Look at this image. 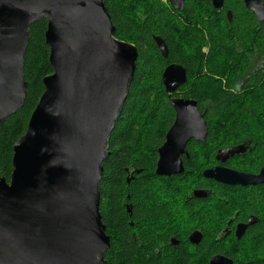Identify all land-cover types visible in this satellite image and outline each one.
I'll return each instance as SVG.
<instances>
[{"label": "water", "instance_id": "95a60500", "mask_svg": "<svg viewBox=\"0 0 264 264\" xmlns=\"http://www.w3.org/2000/svg\"><path fill=\"white\" fill-rule=\"evenodd\" d=\"M185 1L168 0L179 12ZM224 4L212 0L215 10ZM244 4L264 22L262 0ZM227 16L231 21V13ZM44 20L54 72L43 80L45 91L14 145L10 182L0 176V264H107L111 242L100 213L103 164L134 80L138 50L115 39L104 0H0V136L5 121L26 103L31 28ZM154 41L167 56L164 41ZM187 79L179 64L163 72L176 119L158 150L160 177L182 175L188 143H203L208 135L197 101L173 98ZM245 152V146L228 148L217 160L226 163ZM204 177L228 186L264 185V166L258 175L214 168ZM246 227H239L238 237ZM210 264L233 263L216 257Z\"/></svg>", "mask_w": 264, "mask_h": 264}, {"label": "trees", "instance_id": "16d2710c", "mask_svg": "<svg viewBox=\"0 0 264 264\" xmlns=\"http://www.w3.org/2000/svg\"><path fill=\"white\" fill-rule=\"evenodd\" d=\"M104 2L116 29L115 39L130 43L138 50L134 80L111 135L109 158L103 164L100 213L111 242L105 260L107 264H177L174 255H178L181 264H192L187 249L181 245L178 249L170 247L169 233L161 225L156 228V224L166 218V211L151 206L156 199L162 198L160 193L163 190L165 198L176 196L173 184L180 186L188 182V170L199 165L201 157L189 146L191 158L184 161V175L169 180L155 175L157 150L175 119L163 86V72L167 66L176 63L189 73L188 82L173 97L195 99L200 110L207 101L213 103L209 114L205 115L210 124L207 141L193 148L214 151L230 142V134L239 133V124L244 118L255 116L264 108V94H261L264 92V76L258 74L253 81L256 92L244 96L234 94L231 81L224 77L229 63L233 62L235 68L242 69L252 55H264V23H259L245 8L243 0H225L222 10H215L212 0H187L183 12L186 20L178 19L173 8L162 0ZM226 11L232 13L230 22ZM197 26H202L206 34L199 35ZM46 31V20L32 25L24 69L27 100L1 129L0 176L8 183L14 169V145L26 133L32 113L45 91L43 80L54 72L49 62ZM155 37L167 45V56L161 54ZM206 45L212 49L208 56L202 54ZM237 45L240 49L235 48ZM230 48L231 52H228ZM238 50L241 54H237ZM257 89L260 92L257 93ZM251 101L254 105L250 104ZM220 126L223 132L218 131ZM259 128L263 130L256 137L255 151L259 154L248 156L247 163L255 164L249 170H243L245 172L253 173L257 163L259 166L264 164V124ZM254 130L247 128L245 132L250 134ZM127 170L134 171L129 183ZM194 174V180L202 177L200 170ZM157 185L161 189H156ZM234 193L230 188H221L217 195L230 202ZM239 198L245 202L241 220L248 215L263 216L264 212L258 208L264 201L263 192L253 190L246 198L241 194ZM126 204L132 206L131 217L126 213ZM263 237L264 226L260 222L248 230L243 241ZM209 248L227 256L232 253L222 245Z\"/></svg>", "mask_w": 264, "mask_h": 264}, {"label": "flooded vegetation", "instance_id": "af4514ba", "mask_svg": "<svg viewBox=\"0 0 264 264\" xmlns=\"http://www.w3.org/2000/svg\"><path fill=\"white\" fill-rule=\"evenodd\" d=\"M186 2L187 0L184 3V9H185ZM262 2L264 4V0H262ZM243 4H244V0H243ZM173 10L175 12V15L178 17V19H182V20L185 19L183 16L184 10L182 12H179L174 8ZM228 13H231V11H226V16L228 15ZM231 19H232V13H231ZM259 23H264V22H259ZM197 28H198L197 32L199 33V35H202V33L206 34L202 26H197ZM235 48L240 49L239 45H237ZM211 50H212L211 46L206 45L205 47L202 48V54L208 56L210 55ZM238 51H236L237 54H241L240 50ZM228 52H231V48L228 50ZM186 72H187V78L189 79V73L187 70ZM258 74H261V76H264V55L263 56L252 55L249 59V62H247V64L242 69L235 68L233 62L229 63L224 77L225 79L228 78L229 79L228 81H231L230 83L232 85L231 91L234 94L244 96L251 91L256 92V89H255L256 85L253 81L258 76ZM188 79H187V82H188ZM258 92H260V89H257V93ZM261 94H264V92ZM173 98H183V97H173ZM209 107H213V103L211 101H207L205 104H203V110H200L199 105H198L199 111L203 115L204 121L206 122V125L208 127V135L206 137V140L203 143H199L195 140H191L188 143L187 152H188L189 157H187L186 155L181 157L183 164H184L185 159L189 160L191 158L190 150L198 151L197 149L193 148L194 146L198 144L204 145L207 141V138L209 136V131H210V124L206 116L207 114H209L208 112L210 109ZM175 119H176V113H175ZM175 119H174V122H175ZM257 136H259V134L246 133L242 135L235 142L226 143L225 145L220 146L219 148H216V150L214 151H211L208 149H200V152L202 150L204 153L211 154L210 163L204 166L203 168L201 167L202 169L200 171H201L202 177L200 178L202 180L200 179V182H199L197 181L199 178L197 180L193 179V176L196 175L194 174L195 171H197V169L200 168L198 164L197 166L193 165L192 166L193 168L188 170V173H189L188 182L184 183L185 185L184 184L180 185V186H184V189L182 192L178 190L176 191V188L172 186V189L177 194L176 196L169 197V198H165V196H161L162 198L156 199L157 202L151 205L152 207H155V209L156 208L158 210L161 209L163 211H166L167 213L166 218L160 224H156L157 225L156 228L158 229L159 225H161L162 227L166 229L165 232L169 233V243L168 244L170 247L177 248V249L180 247V245L182 247H185L187 249V252L191 254L192 264H210L211 260L216 257H222L224 259H228L232 261L233 264H264V249H263L264 248V237L263 238H253L248 241H243V238L245 237L246 233L252 226H255L256 224L260 222L262 226H264V214L263 216L260 215L258 217L254 215H248V217H246L244 221L241 220L243 217V213H244L243 206L245 202H244V199L240 200L239 198L240 194L244 198H246V195L251 193L253 190H258L260 193L263 192L264 194V185L249 186V187L228 186V185L218 183L214 180H209L204 177V173L206 171H209L214 168H225V169L237 171L240 173L258 175L261 169L263 168L264 164L260 165L259 170L255 173L245 172L242 170L244 167L250 166V164L247 163L248 156H251L252 154H255V155L259 154V152L255 151L256 145H257L256 144ZM165 141H166V135H165L164 143ZM164 143L158 148V150L164 145ZM189 146L191 148L190 150H189ZM240 146L246 147V152L244 155L234 156L233 158H230L226 163H222L217 160V155L221 150H226L228 148L240 147ZM158 150H157V155H158ZM254 151L255 153H253ZM158 161H159V155L157 157L155 172L157 169ZM184 168H185V165H184ZM185 170H184V173H185ZM132 172L134 173L133 170H127L128 179L132 180L133 178ZM184 173L182 175H184ZM182 175H174L171 177H160V176L158 177L164 178L165 180H169L170 178L179 177ZM205 182H209V183H205ZM157 186L161 189L160 185H157ZM159 188H156V189H159ZM221 188H230L234 190L236 193L232 194L231 196L233 200L230 198L231 201L228 202V201L223 200L221 196H218L217 193L219 189ZM182 193H185V196L183 199H182ZM200 193H205L206 196L197 197L196 194H200ZM124 207H125L126 213L131 217L132 216V206L129 204H126L124 205ZM258 208L260 209V211L264 212V201L259 205ZM209 216L211 217V222H209ZM250 220H254L255 223L252 225H249ZM130 226L133 227L134 224L130 222ZM241 226H247V227L242 233V235L238 237L237 232H238L239 227ZM162 245H163L162 247H164L163 243ZM219 245L225 246L229 251H232L231 256L230 255L227 256L223 253H218L216 251L214 252L209 248V247H216ZM238 246L241 247L240 250L238 249ZM244 246L252 247V249L250 250V251H253L254 253L252 255L253 256L252 258L251 257L246 258L248 253L246 252L247 251L246 249H243ZM174 257H175L174 259L177 262V264H181L178 255H174Z\"/></svg>", "mask_w": 264, "mask_h": 264}, {"label": "rangeland", "instance_id": "374dc122", "mask_svg": "<svg viewBox=\"0 0 264 264\" xmlns=\"http://www.w3.org/2000/svg\"><path fill=\"white\" fill-rule=\"evenodd\" d=\"M162 1H164L166 4H169V2H168V0H162ZM168 2V3H167ZM198 29V28H197ZM195 30V28H193V31ZM183 31H185V29H183ZM195 32V31H194ZM186 36V35H185ZM123 42V41H122ZM187 43V42H186ZM128 44H130V43H128ZM132 45V44H131ZM203 47V46H202ZM205 47V46H204ZM190 50V49H189ZM250 104H254V101H251V103ZM264 108H262V109H260V111L259 112H257V115H255V116H252V117H248V118H244V120H242L241 121V123L239 124L240 125V131H239V133H237V134H230L229 135V137H228V140L230 141V142H235L236 140H238L242 135H244V134H246V132H245V130L248 128V129H255L254 130V132L253 133H256V134H259L261 131H263V130H261L260 131V128H259V126H262L263 124H264V110H263ZM218 131H220V132H223V128L220 126L219 127V130ZM253 131V130H252ZM251 131V132H252ZM198 150V152H200V149H197ZM210 153H204L202 150H201V152H200V162H199V166H200V168L199 169H197V171H199V170H201L204 166H206V165H208L209 163H210ZM257 156V155H256ZM257 157H254L253 159H256ZM207 160H208V162H207ZM260 161H261V159H260ZM262 161H263V159H262ZM250 164V166H248V167H244L242 170H249V168L250 167H252L253 165L251 164V163H249ZM198 166V167H199ZM202 167V168H201ZM259 170V163H257L254 167H253V173H255V172H257ZM173 187H175L176 188V190H178V191H183V189H184V186H175L174 184H173ZM156 188H159V187H156ZM160 189V188H159ZM161 196H163L164 195V191H162L161 193ZM184 196H185V193H182V197L184 198ZM209 222H211V217L209 216ZM238 249L240 250L241 249V247L240 246H238ZM243 249H246L247 251V257L246 258H252L253 256V251H250L251 249H252V247L251 246H244L243 247ZM250 253H249V252Z\"/></svg>", "mask_w": 264, "mask_h": 264}, {"label": "bare ground", "instance_id": "6f19581e", "mask_svg": "<svg viewBox=\"0 0 264 264\" xmlns=\"http://www.w3.org/2000/svg\"><path fill=\"white\" fill-rule=\"evenodd\" d=\"M188 97V96H187ZM193 174V173H192ZM197 177V176H196ZM191 178V177H190ZM187 179V178H186ZM200 179V178H199ZM173 183V182H172ZM175 185V184H174ZM185 185V184H184ZM189 188V187H188ZM196 188V187H195ZM177 191V190H176ZM186 193V192H185ZM183 199V197H182ZM180 202V201H179ZM185 202V201H184ZM199 206V205H198ZM193 209V208H192ZM225 223V222H224ZM215 226V225H214ZM211 243V242H210ZM212 245V244H211Z\"/></svg>", "mask_w": 264, "mask_h": 264}]
</instances>
